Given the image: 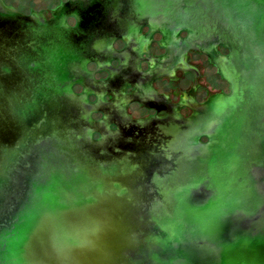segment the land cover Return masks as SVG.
<instances>
[{
    "label": "water",
    "instance_id": "obj_1",
    "mask_svg": "<svg viewBox=\"0 0 264 264\" xmlns=\"http://www.w3.org/2000/svg\"><path fill=\"white\" fill-rule=\"evenodd\" d=\"M0 264H264V0H0Z\"/></svg>",
    "mask_w": 264,
    "mask_h": 264
}]
</instances>
